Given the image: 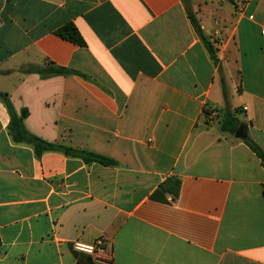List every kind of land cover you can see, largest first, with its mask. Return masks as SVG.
Here are the masks:
<instances>
[{
  "label": "crops",
  "instance_id": "0c3cea01",
  "mask_svg": "<svg viewBox=\"0 0 264 264\" xmlns=\"http://www.w3.org/2000/svg\"><path fill=\"white\" fill-rule=\"evenodd\" d=\"M191 8L217 62L183 0H0V91L27 129L118 163L38 157L0 100V264H94L74 241L114 264H264V159L213 120L228 105L264 152V0ZM48 62L90 79L25 72Z\"/></svg>",
  "mask_w": 264,
  "mask_h": 264
},
{
  "label": "trees",
  "instance_id": "16d2710c",
  "mask_svg": "<svg viewBox=\"0 0 264 264\" xmlns=\"http://www.w3.org/2000/svg\"><path fill=\"white\" fill-rule=\"evenodd\" d=\"M187 13L196 33L203 41L211 58L213 59L214 62H217L218 57H217L216 49L214 48V45L210 41L209 37L205 34L202 25L198 20V18L196 17V15L194 14V12L192 11V8H187ZM56 34L61 38L71 41L79 46L83 47L86 45L79 30L72 23L65 24L63 27L57 30ZM25 72L37 73L41 75V77L43 78H50L54 76L76 75L83 79H90L87 75H85L80 71L58 66L53 62H48L43 67L29 66L25 70ZM223 94L226 101V89L224 86H223ZM0 100L7 108L10 116V123L8 128L13 141H15L16 143H22L33 146L36 155L38 157H41L46 152H60L66 156L80 158L87 164L98 163L100 165L107 167L116 166L118 164L117 161L109 157L91 151L77 149L62 143L50 142L31 133L25 125V119L29 115L28 110L24 108L19 112L16 109L9 94L5 92L0 91ZM220 124L223 132L228 133L230 135H235L242 122L237 117V111H233L228 105H226L222 111V118ZM243 142L247 144L250 147V149L253 152H255L259 158L264 159L263 150L252 138L246 136V138L243 139ZM180 184L181 183L179 179H168L165 181L164 184L161 185L160 189L163 190L164 192L171 193L174 197H178Z\"/></svg>",
  "mask_w": 264,
  "mask_h": 264
},
{
  "label": "built area",
  "instance_id": "2783aa9c",
  "mask_svg": "<svg viewBox=\"0 0 264 264\" xmlns=\"http://www.w3.org/2000/svg\"><path fill=\"white\" fill-rule=\"evenodd\" d=\"M72 248L75 252L88 255L94 264H114V254L107 248L106 243L103 241H98L93 244L74 241Z\"/></svg>",
  "mask_w": 264,
  "mask_h": 264
},
{
  "label": "water",
  "instance_id": "95a60500",
  "mask_svg": "<svg viewBox=\"0 0 264 264\" xmlns=\"http://www.w3.org/2000/svg\"><path fill=\"white\" fill-rule=\"evenodd\" d=\"M183 2L187 8L192 7V0H183ZM235 137L239 138V139H245L246 138V132H245V128H244L243 124H241L239 126L237 132L235 133Z\"/></svg>",
  "mask_w": 264,
  "mask_h": 264
},
{
  "label": "rangeland",
  "instance_id": "374dc122",
  "mask_svg": "<svg viewBox=\"0 0 264 264\" xmlns=\"http://www.w3.org/2000/svg\"><path fill=\"white\" fill-rule=\"evenodd\" d=\"M221 118H222V113H218L214 116L213 120H219V122L221 121Z\"/></svg>",
  "mask_w": 264,
  "mask_h": 264
}]
</instances>
